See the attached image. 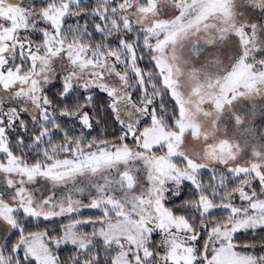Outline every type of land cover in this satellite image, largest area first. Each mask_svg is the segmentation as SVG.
Returning a JSON list of instances; mask_svg holds the SVG:
<instances>
[{
  "label": "snow or ice",
  "instance_id": "1",
  "mask_svg": "<svg viewBox=\"0 0 264 264\" xmlns=\"http://www.w3.org/2000/svg\"><path fill=\"white\" fill-rule=\"evenodd\" d=\"M0 264H264V0H0Z\"/></svg>",
  "mask_w": 264,
  "mask_h": 264
}]
</instances>
